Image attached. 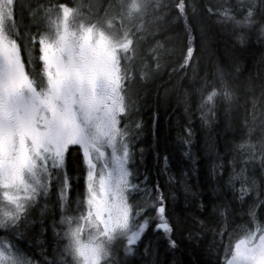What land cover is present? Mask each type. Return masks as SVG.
<instances>
[{
  "label": "snow or ice",
  "instance_id": "1",
  "mask_svg": "<svg viewBox=\"0 0 264 264\" xmlns=\"http://www.w3.org/2000/svg\"><path fill=\"white\" fill-rule=\"evenodd\" d=\"M228 26L264 44V0H0V264H264V70L215 57Z\"/></svg>",
  "mask_w": 264,
  "mask_h": 264
},
{
  "label": "trees",
  "instance_id": "2",
  "mask_svg": "<svg viewBox=\"0 0 264 264\" xmlns=\"http://www.w3.org/2000/svg\"><path fill=\"white\" fill-rule=\"evenodd\" d=\"M176 11V9H173V16H175ZM180 24H182V21ZM180 24L174 26L176 31H180ZM173 34L174 33H168V35ZM161 42L163 43V40H161ZM167 47L171 49L172 45L169 44ZM213 48L215 49V57H221L225 59H228L232 56L238 57L245 76H247L249 73L255 75L257 71L264 70L259 64L261 58L264 57V44L257 42L255 38L251 39L246 44H241L236 39V33L233 31L231 26L216 30ZM167 78V75H165V80H167ZM173 79H175V77ZM137 108L139 109V115L137 116V119L142 120L146 125L143 136L145 145L155 139L154 136L149 133V129L152 128L151 121L153 116L158 115L159 119L155 127L156 131L159 133L161 145L167 141L169 144V152L173 159H178V153L175 148L172 147V142L177 136V124L181 122L182 106L178 93L170 89L169 94L166 97L162 87L159 88V92L157 91L156 87H152L146 93L141 94V99L137 104ZM210 134L213 138L218 140L222 148L225 138L223 125L221 124L219 128L210 130ZM205 135L206 134L203 132L200 133L201 139L198 146H202ZM228 138H231V133L228 134ZM148 162L151 166V157L148 158ZM177 212H179V209H177ZM240 215L243 216V213H240ZM48 235L50 237L51 233ZM35 251L39 253L41 249L36 248ZM174 259L182 260L185 262V264H187V261L190 259V257L186 253H177Z\"/></svg>",
  "mask_w": 264,
  "mask_h": 264
},
{
  "label": "rangeland",
  "instance_id": "3",
  "mask_svg": "<svg viewBox=\"0 0 264 264\" xmlns=\"http://www.w3.org/2000/svg\"><path fill=\"white\" fill-rule=\"evenodd\" d=\"M78 2H81V3H84L85 5H87L89 3L95 4L98 2V0H80Z\"/></svg>",
  "mask_w": 264,
  "mask_h": 264
},
{
  "label": "flooded vegetation",
  "instance_id": "4",
  "mask_svg": "<svg viewBox=\"0 0 264 264\" xmlns=\"http://www.w3.org/2000/svg\"><path fill=\"white\" fill-rule=\"evenodd\" d=\"M30 258H33V259H35L34 257H31V255H30Z\"/></svg>",
  "mask_w": 264,
  "mask_h": 264
}]
</instances>
